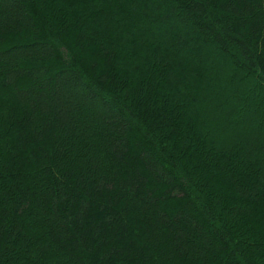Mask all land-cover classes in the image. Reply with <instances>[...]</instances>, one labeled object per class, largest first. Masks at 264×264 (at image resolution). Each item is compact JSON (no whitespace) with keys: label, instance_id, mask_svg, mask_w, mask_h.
<instances>
[{"label":"trees","instance_id":"16d2710c","mask_svg":"<svg viewBox=\"0 0 264 264\" xmlns=\"http://www.w3.org/2000/svg\"><path fill=\"white\" fill-rule=\"evenodd\" d=\"M0 264H264V0H0Z\"/></svg>","mask_w":264,"mask_h":264}]
</instances>
